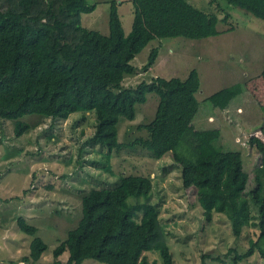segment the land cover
<instances>
[{
    "label": "trees",
    "instance_id": "trees-1",
    "mask_svg": "<svg viewBox=\"0 0 264 264\" xmlns=\"http://www.w3.org/2000/svg\"><path fill=\"white\" fill-rule=\"evenodd\" d=\"M226 1L264 21V0ZM132 2L130 33L125 32L118 1L112 0L109 33L104 34L82 23L83 13L96 8L88 0H0V117L15 119V135L21 136L31 128L30 122L21 119L25 114L54 119L94 114L92 143L110 151L141 146L156 157L170 153L181 168L183 187L194 190L195 202L208 221L217 213L224 214L236 236L247 225L259 228L245 253L230 248L216 260L222 263L234 254L237 262L255 252L264 258V125L249 136L261 154L249 171L242 152L216 145L220 128L195 124L202 86L197 68L186 78L157 75L136 85L124 83L137 70L136 55L152 40L215 36L220 33L218 24L229 23L231 14L220 3L214 11H204L189 0ZM158 55L159 46H153L144 68L154 65ZM244 91L264 108V62L258 74L224 86L206 100L225 110ZM152 92L158 96L155 115L140 124L147 135L121 141V121L135 119L138 105ZM251 175L256 187L248 193ZM152 186L150 174L125 172L116 186L85 192L82 217L54 248L51 264H82L86 259L105 264H160L157 258L150 261L148 252L153 251L160 253L163 264H176L159 209L150 198ZM251 202L258 207L256 219ZM17 223L33 236L29 257L40 259L48 244L37 235L38 227L24 216H18ZM66 251L69 256L63 262L60 256Z\"/></svg>",
    "mask_w": 264,
    "mask_h": 264
},
{
    "label": "rangeland",
    "instance_id": "rangeland-1",
    "mask_svg": "<svg viewBox=\"0 0 264 264\" xmlns=\"http://www.w3.org/2000/svg\"><path fill=\"white\" fill-rule=\"evenodd\" d=\"M88 1L96 8L83 13V25L108 34L112 0ZM117 1L125 32L129 34L134 18L133 2ZM189 1L204 11H214L215 4L220 3L231 14L229 23L220 22V33L207 38L178 36L152 40L136 55L137 70L124 83L136 85L157 75L186 78L191 69L197 68L202 86L197 94L201 104L195 124L198 128H220L216 145L242 152L246 169L251 171L261 160V154L250 143L249 136L264 125V108L245 91L225 110L215 108L206 97L260 72L264 62V21L226 0ZM153 46H159V55L154 65L145 69ZM157 104V94L149 93L148 100L138 105L135 119L121 121L120 140L130 142L147 135L140 124L154 117ZM21 119L30 122L31 128L16 136L15 119L0 117V264H51L55 260L54 248L82 217L83 194L94 187L116 186L125 172L151 175L150 198L159 209L176 264H264L258 252L237 262L233 261L234 254L226 257L225 262L216 260L230 248L245 253L259 228L247 225L236 236L224 214L217 213L208 221L195 202L194 190L183 187L181 168L170 153L156 157L141 146L125 145L110 151L92 143L94 114L82 118L80 113H74L66 119H54L32 113ZM255 187L251 175L246 190L249 193ZM251 207L256 219L258 207L253 202ZM18 216L35 224L37 235L48 244L38 260L29 257L33 236L20 230ZM68 256L66 251L60 259L66 262ZM148 256L150 261L157 258L163 264L158 251L148 252ZM82 264L105 263L86 259Z\"/></svg>",
    "mask_w": 264,
    "mask_h": 264
}]
</instances>
